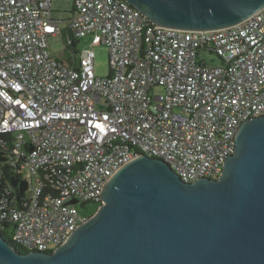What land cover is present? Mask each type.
I'll use <instances>...</instances> for the list:
<instances>
[{"label":"built area","instance_id":"1","mask_svg":"<svg viewBox=\"0 0 264 264\" xmlns=\"http://www.w3.org/2000/svg\"><path fill=\"white\" fill-rule=\"evenodd\" d=\"M61 31L52 0H0V133L12 134L28 182L20 203L0 195V231L12 222L24 252L66 242L88 220L77 205L102 204L107 181L139 154L186 182L219 178L241 124L264 118V7L228 27L183 30L126 0H74L67 44L100 34L106 77L91 46L77 65L50 54L47 38Z\"/></svg>","mask_w":264,"mask_h":264},{"label":"water","instance_id":"2","mask_svg":"<svg viewBox=\"0 0 264 264\" xmlns=\"http://www.w3.org/2000/svg\"><path fill=\"white\" fill-rule=\"evenodd\" d=\"M126 1L153 23L183 30L228 27L264 7ZM102 199L53 251H19L0 232V264H264V118L241 124L219 178L186 182L163 159L139 154L107 181Z\"/></svg>","mask_w":264,"mask_h":264},{"label":"rangeland","instance_id":"3","mask_svg":"<svg viewBox=\"0 0 264 264\" xmlns=\"http://www.w3.org/2000/svg\"><path fill=\"white\" fill-rule=\"evenodd\" d=\"M74 7V0H52V16L53 18L60 21V27L62 29L58 34L48 36L47 44L50 54L62 60L65 64H68L69 55L76 58L79 57L80 51L93 47L96 53L95 58V68L96 74L99 77L109 76L111 73V65L109 58V48L106 44L101 41V36L94 34H88L81 38L76 46L69 47L66 41L67 33L65 29L68 27V20L72 16V11ZM204 59L208 63L219 64L221 59L217 56L216 53H210L208 51L203 54ZM164 92L163 87L156 86L153 90L155 94H161ZM100 203L98 202H89L88 204L79 203L77 206L80 212L90 218L94 215L99 207ZM56 245H50L49 249H55Z\"/></svg>","mask_w":264,"mask_h":264},{"label":"trees","instance_id":"4","mask_svg":"<svg viewBox=\"0 0 264 264\" xmlns=\"http://www.w3.org/2000/svg\"><path fill=\"white\" fill-rule=\"evenodd\" d=\"M74 42L72 46H76ZM0 138L4 139L7 147L0 145V195L8 199L10 203H20L26 197L28 191V182L26 181L20 166V161L16 160L13 154L14 145L12 144V134L0 133ZM5 229L0 231L5 240L13 243L12 234L14 224L6 221ZM19 251L24 252L18 248Z\"/></svg>","mask_w":264,"mask_h":264},{"label":"crops","instance_id":"5","mask_svg":"<svg viewBox=\"0 0 264 264\" xmlns=\"http://www.w3.org/2000/svg\"><path fill=\"white\" fill-rule=\"evenodd\" d=\"M66 30H67V28L65 29V32H66ZM66 33H67V32H66ZM78 60H79V57L76 58V57H74V56L69 55V58H68L67 63H68L69 65H77V64H78Z\"/></svg>","mask_w":264,"mask_h":264}]
</instances>
